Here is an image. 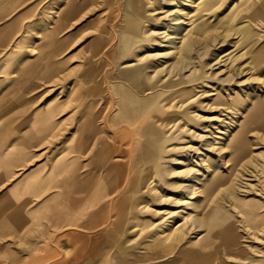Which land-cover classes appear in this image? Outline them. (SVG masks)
<instances>
[{
  "label": "rangeland",
  "instance_id": "374dc122",
  "mask_svg": "<svg viewBox=\"0 0 264 264\" xmlns=\"http://www.w3.org/2000/svg\"><path fill=\"white\" fill-rule=\"evenodd\" d=\"M128 1L0 0L6 19L0 29L18 17L25 34L8 76L0 77V92L12 88L26 54L50 50L48 33L60 23L52 80L20 99L29 112L0 113V129L33 134L26 154L0 173V212L13 213L15 200L27 215L19 227L0 215V264H98L93 254L109 245L110 264H165L177 257L180 264L210 258L212 264H264V120L245 117L264 102V0H133L141 2L142 42L121 65L143 71L135 82L141 92L130 98L115 64L118 31L135 10ZM174 19L183 24L170 44ZM166 50L171 54L163 55ZM4 56L0 51V70ZM45 105L58 110L50 113L52 129L40 132L42 123L31 116ZM86 115L96 132L80 155L73 150ZM143 124L147 137L137 136ZM241 125L249 150L239 160L233 147L239 134L232 136ZM93 149L101 152L94 162ZM110 166L117 170L107 184L116 186L107 192L100 184ZM92 168L99 171L88 177ZM76 172L84 189L71 202L61 182ZM28 175L40 187L20 188ZM92 188L100 190L98 202L91 201ZM53 195L67 216L51 218ZM228 227L237 234L232 249L223 235ZM172 244L177 248L165 258L147 256L148 247L160 252ZM186 245L195 259L180 255Z\"/></svg>",
  "mask_w": 264,
  "mask_h": 264
},
{
  "label": "crops",
  "instance_id": "0c3cea01",
  "mask_svg": "<svg viewBox=\"0 0 264 264\" xmlns=\"http://www.w3.org/2000/svg\"><path fill=\"white\" fill-rule=\"evenodd\" d=\"M1 5L2 2H1ZM4 15L0 17V24L6 20L4 19ZM60 27V23L57 24L55 27L51 29L48 33V46L50 47L49 51H46L45 53H41L39 56L34 57V55L29 56V54H26L25 57H23L20 61H18L19 67L16 72V77L12 81V88L10 89L9 87L3 91L0 92V97H7L5 98L4 102L2 105H0V113H26L29 112L31 106H24L23 103H20L21 98L29 97L34 95L32 90L36 89V87L39 85L40 81H51L52 76L54 73H51L52 71V51L53 48H55V38H56V30H58ZM21 36V25H20V20L17 17V19L13 20V22L6 24L0 29V51L5 54L3 60V69L0 70L2 73L0 77L1 79H6L8 76V71H7V66L11 64V62L16 58L17 55H19L20 52H18V49L22 46V40ZM28 46L27 48H29ZM9 51V53H8ZM29 52V51H28ZM9 90V91H7ZM131 90V89H130ZM132 92V90L130 91ZM130 92L128 90V95H130ZM133 93V92H132ZM138 96L137 94H134V96ZM19 102V103H18ZM81 102H82V109L81 113L83 110V94L81 95ZM131 101H129V104ZM126 104V103H125ZM44 109L38 110L37 114H33L31 116L33 121H38L42 123V128L40 132H46L52 129V124L50 123V113L56 112L58 110L57 107H52V106H43ZM36 112V110H35ZM83 118L81 120V123L78 127L79 131V137L77 138V145L75 146V149L73 151L78 152L80 155H83V142H87V138L83 135V128H82V122ZM24 119V117H23ZM23 121H29V118L26 117L25 120ZM126 122V121H125ZM21 127V126H20ZM11 126L4 127V129H0V158L9 156L7 160H0V173H8L10 170V167L14 164V161L19 157H23L26 154V149L31 143V138L32 135L29 133L27 134H19L14 132L13 130L10 129ZM91 129L96 131V129L91 125ZM100 132V131H99ZM35 135V134H34ZM92 135L93 133L89 134L88 136ZM15 137L16 140L14 142H11L9 144V140L11 138ZM88 143V142H87ZM99 144V143H98ZM92 162L95 160L100 159L101 155L99 149H93L92 150ZM82 168V167H81ZM99 169H91V172L89 173L88 177H94L96 175L95 171ZM117 169L111 168V166L107 169V171H116ZM111 175H115V172H111ZM119 174V173H118ZM82 176V173H72L69 176H66L62 182L61 186L63 189H66L65 191V199L67 201H74L73 200V194L74 192H83L84 188H81L84 185V179L81 180L79 179ZM105 176V175H104ZM84 178V177H83ZM40 182L32 177V175H28L21 179V182H19L18 186H21L20 188H25L30 190L31 188H38L40 187ZM18 188V187H15ZM107 189L108 192H112L114 188H105ZM99 188H92L90 191L92 194L91 201L92 202H98L99 197ZM98 200V201H96ZM12 205H16V210L13 211L11 214H4L0 212V215L2 214V217H8L9 219L13 220L15 225L17 227L21 226L23 222L26 220L27 215L24 212H21L18 208V203L15 200H12ZM51 203H47L48 208L50 209V214L51 218L57 219L62 217L64 214L65 216L68 215V212H66L64 209L61 208V206L58 203L57 198L55 195L51 196ZM71 205H74L71 203ZM162 237L159 235V237H154V242L159 243L160 239ZM98 247L97 251L93 254V257L99 256L98 257V264H110L109 260V255H110V250L111 246L109 245L108 247L104 246ZM177 248V245L172 244V247L169 250L163 251L161 250L160 252L154 249L153 247H148L147 248V256H151V258L158 257V258H165L169 256L174 249ZM102 250V251H101ZM196 251L194 248H192L189 245H186L184 249L181 252V256H185L187 258H193L195 259ZM180 257H177L170 262L168 261L165 264H180ZM92 262H95L93 260ZM195 263V262H194ZM193 263V264H194ZM189 264V262H188Z\"/></svg>",
  "mask_w": 264,
  "mask_h": 264
},
{
  "label": "bare ground",
  "instance_id": "6f19581e",
  "mask_svg": "<svg viewBox=\"0 0 264 264\" xmlns=\"http://www.w3.org/2000/svg\"><path fill=\"white\" fill-rule=\"evenodd\" d=\"M127 4L129 6H133V8H135V10L130 13L127 14L126 17V26L122 27L121 29H119L118 31V37H120L121 42L118 46V50H119V56L118 59L115 60V64L117 67L116 70V77L119 78V80H122L125 82V84L128 85V87L132 90V92H136V93H140V87L138 85V83H135L136 81H138L141 72L143 71L142 66H138V67H133L132 65L126 64L127 67H122L121 63L124 64L127 61H122V59L127 58L128 52L130 51L132 55L133 54V50L136 48V46L142 42L141 38H140V23L142 22V20L144 19L142 17V15L137 11L139 10L140 6H141V2L140 1H136L134 3L133 0H130L127 2ZM136 4V6H135ZM196 20V19H195ZM195 23V22H194ZM183 24V21H181L180 19H174V31L173 33L169 34V40L167 41L170 44H175V39H177L178 35H179V29L181 28ZM200 29V28H199ZM196 30V29H195ZM198 34V32H197ZM203 35V34H202ZM200 36V35H199ZM173 40V41H171ZM264 46V45H262ZM98 47V46H97ZM186 47L188 48L189 45H186ZM102 48V47H101ZM99 48V49H101ZM136 50V49H135ZM259 51V50H258ZM171 51L166 50L163 55L167 56L170 55ZM101 55V54H100ZM128 55V56H127ZM138 56V55H137ZM141 57V56H140ZM122 58V59H121ZM139 58V57H138ZM121 59V60H120ZM178 59V58H177ZM120 60V61H119ZM127 60V59H126ZM140 61L141 58L139 59ZM218 63V62H217ZM131 64V63H130ZM179 64V63H178ZM216 64V63H215ZM173 66V65H172ZM180 68V67H178ZM115 76V75H114ZM115 84V83H114ZM115 92V91H114ZM131 93V92H130ZM127 94V93H126ZM132 94V93H131ZM117 95V93H116ZM129 96V95H128ZM136 96V95H135ZM127 97V96H126ZM133 97V96H132ZM125 98V97H124ZM128 98V97H127ZM130 98V96H129ZM122 100V99H121ZM130 101V100H129ZM127 101V102H129ZM123 103V101H122ZM125 103V102H124ZM136 103V102H135ZM147 103V102H146ZM145 103V104H146ZM134 104V103H133ZM132 105V104H131ZM140 105V104H139ZM91 106V105H90ZM144 106V105H143ZM91 109V108H90ZM93 109V107H92ZM141 111V110H140ZM151 112V111H150ZM150 114V113H149ZM149 114L146 117V120L144 122V124L146 123ZM89 115V114H87ZM84 116L83 118V122H82V128H83V135L86 137H89L88 135L93 133L95 134L96 131H94L93 129H91V120L89 116ZM139 115V114H138ZM137 115V116H138ZM141 117V116H138ZM137 117V118H138ZM246 118L249 117L251 119V121L254 122H262L264 120V102H259V103H255L252 107L251 110H249V112L246 114L245 116ZM125 118V117H124ZM127 122V121H126ZM135 121H133L134 123ZM144 124L142 125V127L138 130L137 132V136L142 137V136H148L149 134H146L143 130L144 128ZM124 126V125H122ZM127 126V125H126ZM114 127V126H113ZM242 127L239 126V129L236 131V133L233 134L232 138H234L235 136H237L239 134V138L234 142L233 147L234 150L236 151L237 155L239 156V160H242L247 154H248V150H249V145H248V138L246 137V132L242 133L240 131V128ZM119 128V127H118ZM152 128V127H151ZM114 129V128H113ZM116 130V129H115ZM114 131V130H113ZM250 131V130H249ZM112 132V131H111ZM248 132V131H247ZM148 139H150V136L148 137ZM123 166V165H122ZM172 170V169H170ZM110 172V175L112 174L111 172H115V171H107L105 173L104 176V180L103 182L100 184V187H104V188H115L116 186V181H113L111 184L107 182L109 181L108 179V174ZM172 172V171H171ZM116 173V172H115ZM173 174V173H172ZM115 177V175H113ZM87 178V177H86ZM89 179V178H88ZM85 180V179H84ZM83 180V181H84ZM87 180V179H86ZM170 183V182H169ZM173 185H176L174 183H172ZM172 184H170L171 186H173ZM90 185V184H89ZM92 186V185H91ZM108 192V191H107ZM91 197V195H90ZM124 202V197H122V203ZM123 206H121V208H126V203L124 202L122 204ZM124 210L120 211L123 212ZM121 217L119 216L118 220H120ZM232 227H228L224 232L223 235H226V240L229 243V247L227 245V249H232L233 246H237L236 243V238H237V234L235 232L234 229H231ZM194 264H212L211 258L210 259H201V260H197Z\"/></svg>",
  "mask_w": 264,
  "mask_h": 264
}]
</instances>
